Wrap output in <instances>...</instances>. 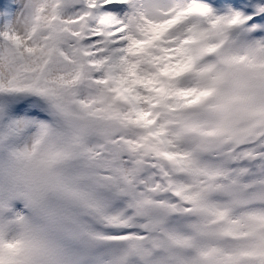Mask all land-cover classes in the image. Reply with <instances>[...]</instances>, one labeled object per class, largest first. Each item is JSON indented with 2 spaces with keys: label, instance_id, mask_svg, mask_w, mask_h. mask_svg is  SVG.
Here are the masks:
<instances>
[{
  "label": "snow or ice",
  "instance_id": "obj_1",
  "mask_svg": "<svg viewBox=\"0 0 264 264\" xmlns=\"http://www.w3.org/2000/svg\"><path fill=\"white\" fill-rule=\"evenodd\" d=\"M0 264H264V0H0Z\"/></svg>",
  "mask_w": 264,
  "mask_h": 264
}]
</instances>
